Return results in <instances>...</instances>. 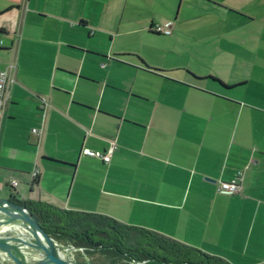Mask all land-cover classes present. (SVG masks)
<instances>
[{"label":"crops","instance_id":"1","mask_svg":"<svg viewBox=\"0 0 264 264\" xmlns=\"http://www.w3.org/2000/svg\"><path fill=\"white\" fill-rule=\"evenodd\" d=\"M0 42V199L264 264V0H0Z\"/></svg>","mask_w":264,"mask_h":264},{"label":"trees","instance_id":"2","mask_svg":"<svg viewBox=\"0 0 264 264\" xmlns=\"http://www.w3.org/2000/svg\"><path fill=\"white\" fill-rule=\"evenodd\" d=\"M19 203L37 218L53 240L83 249L93 263L106 259L110 264H228L159 234L129 227L105 216L67 211L42 202ZM94 256L99 260L95 261Z\"/></svg>","mask_w":264,"mask_h":264},{"label":"water","instance_id":"3","mask_svg":"<svg viewBox=\"0 0 264 264\" xmlns=\"http://www.w3.org/2000/svg\"><path fill=\"white\" fill-rule=\"evenodd\" d=\"M14 198L0 199V264H98L87 256L75 261L72 253L83 249L53 240Z\"/></svg>","mask_w":264,"mask_h":264},{"label":"built area","instance_id":"4","mask_svg":"<svg viewBox=\"0 0 264 264\" xmlns=\"http://www.w3.org/2000/svg\"><path fill=\"white\" fill-rule=\"evenodd\" d=\"M171 27L170 24H166L164 26L161 25H154L152 26L151 30L156 34H161L164 36H169L171 34ZM2 48V42H0V50ZM16 70L15 63L11 61L8 63L7 67L4 69H0V127L4 117V111L6 107V101L8 97V93L10 87L14 81L13 75ZM37 130H32V134H36ZM116 146L114 143L110 144L109 148L107 149L105 154L100 153H93L88 150L83 151L84 155L95 157L100 159L104 164H108L110 162V158L114 153ZM39 171L34 170L31 175V184L38 178ZM240 180L241 174H238L234 179L230 182L221 183L220 184V192L225 195H234L240 192ZM12 187L17 186V182L11 183Z\"/></svg>","mask_w":264,"mask_h":264},{"label":"rangeland","instance_id":"5","mask_svg":"<svg viewBox=\"0 0 264 264\" xmlns=\"http://www.w3.org/2000/svg\"><path fill=\"white\" fill-rule=\"evenodd\" d=\"M83 256H86V254L83 252H73L72 253V258L75 261H82L83 260ZM93 259H95V261H98L99 258L97 256H94Z\"/></svg>","mask_w":264,"mask_h":264},{"label":"flooded vegetation","instance_id":"6","mask_svg":"<svg viewBox=\"0 0 264 264\" xmlns=\"http://www.w3.org/2000/svg\"><path fill=\"white\" fill-rule=\"evenodd\" d=\"M110 263L109 261H107L106 259H101L100 263L98 264H107Z\"/></svg>","mask_w":264,"mask_h":264}]
</instances>
